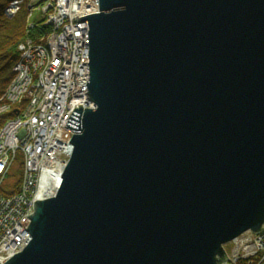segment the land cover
Masks as SVG:
<instances>
[{
    "label": "water",
    "instance_id": "obj_1",
    "mask_svg": "<svg viewBox=\"0 0 264 264\" xmlns=\"http://www.w3.org/2000/svg\"><path fill=\"white\" fill-rule=\"evenodd\" d=\"M93 108L4 264H225L264 228V0H95Z\"/></svg>",
    "mask_w": 264,
    "mask_h": 264
},
{
    "label": "built area",
    "instance_id": "obj_2",
    "mask_svg": "<svg viewBox=\"0 0 264 264\" xmlns=\"http://www.w3.org/2000/svg\"><path fill=\"white\" fill-rule=\"evenodd\" d=\"M21 2L12 0L5 14L14 15ZM41 12L49 29L36 41L19 43L13 77L0 95V264L28 243L33 201L44 200L60 164L71 157L68 144L57 140L61 132L77 133L66 127L69 116L79 104L93 108L85 93L88 26L76 16L97 13V2L44 0ZM19 164L17 188L15 180L5 190L6 177ZM225 250V264H264V228L242 233Z\"/></svg>",
    "mask_w": 264,
    "mask_h": 264
},
{
    "label": "trees",
    "instance_id": "obj_3",
    "mask_svg": "<svg viewBox=\"0 0 264 264\" xmlns=\"http://www.w3.org/2000/svg\"><path fill=\"white\" fill-rule=\"evenodd\" d=\"M11 1L0 0V95L13 77V67L19 57V43L26 38L36 41L49 29L45 24V15L41 12L44 0H39L36 4L31 3L32 0H22L17 12L7 16L4 10ZM29 5L33 7L31 10ZM19 167L21 169L20 164ZM18 175L15 189L19 184Z\"/></svg>",
    "mask_w": 264,
    "mask_h": 264
},
{
    "label": "rangeland",
    "instance_id": "obj_4",
    "mask_svg": "<svg viewBox=\"0 0 264 264\" xmlns=\"http://www.w3.org/2000/svg\"><path fill=\"white\" fill-rule=\"evenodd\" d=\"M35 4L39 2V0L34 1ZM36 14V12H34ZM35 16V15H34ZM18 175V167L14 166L10 172V174L6 177L3 188L5 190H9L13 185ZM225 249H227V245H225Z\"/></svg>",
    "mask_w": 264,
    "mask_h": 264
}]
</instances>
